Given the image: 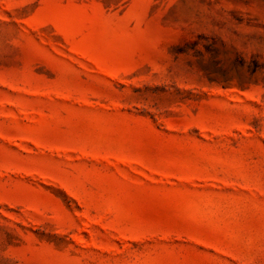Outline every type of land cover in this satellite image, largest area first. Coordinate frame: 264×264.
Masks as SVG:
<instances>
[{"label": "rangeland", "instance_id": "obj_1", "mask_svg": "<svg viewBox=\"0 0 264 264\" xmlns=\"http://www.w3.org/2000/svg\"><path fill=\"white\" fill-rule=\"evenodd\" d=\"M0 264H264V0H0Z\"/></svg>", "mask_w": 264, "mask_h": 264}]
</instances>
